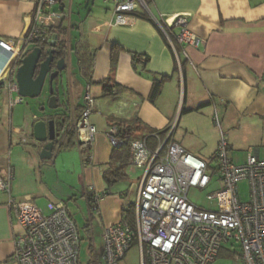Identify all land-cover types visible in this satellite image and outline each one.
Returning <instances> with one entry per match:
<instances>
[{
	"label": "crops",
	"instance_id": "1",
	"mask_svg": "<svg viewBox=\"0 0 264 264\" xmlns=\"http://www.w3.org/2000/svg\"><path fill=\"white\" fill-rule=\"evenodd\" d=\"M36 2L0 0V40L13 42L16 49L12 53L0 47V177L5 180L9 170L13 171L14 199L32 200L43 210L49 203L64 202L69 208V201H81L88 210L85 228L91 251L101 256L103 250L97 249L96 241L103 244L106 228L125 219L124 211L137 200L142 177L135 183L133 175L140 170L129 165L126 180L116 186L109 187L104 179L106 172L119 167V163L111 164L114 146L108 137L117 122L139 119L145 128L136 138L154 136L158 147L172 130L173 141L193 155L210 159L219 142L213 120L216 112L229 137L231 160L244 164L252 152L262 158L264 0H155L151 10L165 25L177 17H187L188 29L200 41L196 48L176 42L172 47L158 24L146 18L129 17L126 25L111 26L114 14L110 3L105 7L98 0H68L69 67L56 82L59 109L44 117L34 112L15 114L20 104L11 108L10 103L21 96L6 86V80L16 81L25 53L20 58L17 51L24 48ZM174 32L179 34L181 28ZM115 48L119 52L112 67ZM86 52L93 62L82 74L78 56ZM137 56L148 58V62H135ZM162 76L172 78L152 103L153 81ZM108 80L126 92L103 98L102 84ZM86 95L95 101L89 122L97 129L87 149L82 150L75 138V144L56 152L53 160H41V147L24 143L22 134L14 131L21 129L34 139L33 123L50 116L61 120L67 115V124H76L86 108ZM184 109L189 112L183 114ZM163 131H167L163 138L156 137L155 133ZM96 195L101 200L94 210ZM8 200L9 194L0 192V264H17L15 239L23 230Z\"/></svg>",
	"mask_w": 264,
	"mask_h": 264
},
{
	"label": "built area",
	"instance_id": "2",
	"mask_svg": "<svg viewBox=\"0 0 264 264\" xmlns=\"http://www.w3.org/2000/svg\"><path fill=\"white\" fill-rule=\"evenodd\" d=\"M155 0H104L112 4L114 18L111 26H124L134 14L146 15L155 21L169 43L198 47L199 39L188 29L187 17H177L165 25L151 10ZM71 2L68 0H37L30 30L23 41V50L39 40L47 41L42 50L48 56L57 44L54 35H47L49 28L61 23L70 24ZM47 28V29H46ZM175 28H181L176 34ZM0 47L16 53L13 42L0 40ZM186 59L189 57L183 51ZM143 62L145 58L141 59ZM6 86L18 91L15 80H6ZM19 97L10 107L21 104ZM86 108L76 121L77 142L82 150L94 140L97 129L89 122L95 101L85 96ZM214 123L219 130L217 151L203 160L189 153L173 141L172 130L167 141L152 150L144 140L131 143L130 165L141 170L142 177L135 202V222L124 219L106 228L103 233V253L94 256L88 264H122L128 252L137 245L140 264H214L223 254L232 256L235 264H264V159L250 153L244 164H234L229 155V137L222 129L215 112ZM24 143H36L26 137ZM118 129L112 127L108 137L112 146L119 145ZM13 171L5 180L0 177V192L9 194L8 205L23 233L15 239L14 260L17 264H82L81 238L77 224L64 202L49 203L46 210L34 201H17L11 195ZM223 187L209 196L217 202V210L206 209L189 199L191 189H206L214 181ZM249 183V200L242 202L238 185ZM101 200L94 197V210ZM230 244L239 246L232 251ZM233 247V245H232Z\"/></svg>",
	"mask_w": 264,
	"mask_h": 264
},
{
	"label": "trees",
	"instance_id": "3",
	"mask_svg": "<svg viewBox=\"0 0 264 264\" xmlns=\"http://www.w3.org/2000/svg\"><path fill=\"white\" fill-rule=\"evenodd\" d=\"M136 18H146L151 20L148 16L146 15H140V14H134L133 15ZM66 23H61L58 28H49L46 30L47 35H54L57 38V44L55 47H53L56 51L60 52L59 57L66 56V52L68 50L67 48V35H68V28L69 26H65ZM47 46V41L44 40H39L33 48H40V49H45ZM33 48L29 49L26 51L24 49V54H27L30 52ZM119 50L117 48L114 49L113 54H112V67L116 66L117 63V55H118ZM47 56H43V58H46ZM142 57L137 56L135 58V62L142 61ZM78 62H79V67H81V73L87 72L89 67H92V62L93 58L90 53L86 52L82 54L81 56H78ZM145 63L148 62V58L145 59ZM20 66V63H19ZM172 77L169 76H162L160 78H155L153 81V87L152 91L150 94V101L152 103H155L157 99L161 96L162 90L164 85L171 80ZM102 90H103V98H116L123 93L126 92V89L123 88L122 86L118 85L117 83H113L111 80L105 81L102 84ZM202 107H200L198 110H200ZM85 110V109H84ZM189 111L188 110H183V114H187ZM67 115H63L61 119L65 118L67 120ZM80 118V117H79ZM78 119L75 120V122ZM67 124V122H66ZM114 127H117L118 129V135L117 139L119 141V145L114 147L112 156H111V164L114 165L116 163H119V167H115L113 169H110V171L106 172L105 174V181L108 184L109 187L116 186L117 184L121 183L122 181L126 180L127 175H126V170L128 169L130 165V152H131V143L133 140H136L141 132L142 129H144V125L139 119H134L132 121H119L117 122ZM153 133L152 131L150 134ZM167 131L163 132H158L155 133L156 137L163 138ZM66 141L64 143V146H67L68 144L74 145L75 144V138L76 137V129H75V123H70L67 124V129H66ZM139 139V138H138ZM145 139V140H144ZM140 140H144L148 146L152 149L155 150L158 147L157 142L155 141L156 138L153 136H150L148 138H141ZM67 143V144H66ZM124 216L125 219L128 220L131 224H134L135 222V205L131 204L128 209L124 211Z\"/></svg>",
	"mask_w": 264,
	"mask_h": 264
},
{
	"label": "water",
	"instance_id": "4",
	"mask_svg": "<svg viewBox=\"0 0 264 264\" xmlns=\"http://www.w3.org/2000/svg\"><path fill=\"white\" fill-rule=\"evenodd\" d=\"M59 55L60 52L54 49L46 58H43L42 49L38 47L24 54L16 74L18 92L22 98H39L48 84L50 95L48 107L51 111L59 109L56 82L62 79L69 67L67 55L65 57H59ZM32 129L35 145L41 147L40 159L53 160L54 154L63 148L66 141V119L57 120L53 116L41 118L33 123Z\"/></svg>",
	"mask_w": 264,
	"mask_h": 264
},
{
	"label": "rangeland",
	"instance_id": "5",
	"mask_svg": "<svg viewBox=\"0 0 264 264\" xmlns=\"http://www.w3.org/2000/svg\"><path fill=\"white\" fill-rule=\"evenodd\" d=\"M98 2L105 7H108L109 5L107 3H104L103 0H98ZM49 86L46 84L44 91L42 95L37 99H24L23 103L18 105L16 109L14 110V113L18 115L19 112H25L28 114H32V112L36 113L39 116H46V114H51V111L48 107L49 103ZM44 109V111H42ZM32 116V115H31ZM262 155L261 157L264 158V148L262 149ZM198 158H201L203 160L209 161V159H205L204 157L195 154ZM230 155V152H229ZM234 164H242L243 161L241 160H234L232 159ZM142 171H138L136 175H133L135 183L139 181L138 178L142 176ZM223 187V184L221 181H214L208 188L202 190V189H191L189 191V199L206 209H212L217 210V202L209 200V196L217 193L219 190H221ZM239 189V196L242 202H247L249 200V183L248 181H242L238 185ZM133 195H130V198H132ZM69 213L74 218L77 227L79 229L80 236L82 238L81 241V254H80V260L82 264H88V262L92 259L94 256L93 251H91L90 247V241L88 240V236L86 233V225L88 224V210L86 209V206L80 201V202H72L69 201ZM95 221V220H94ZM97 234V232H95ZM233 245V247H232ZM96 247L97 249L103 250V244L101 243V240L96 241ZM232 251L240 252L239 246L235 244H230L229 247ZM140 250L137 245L133 246L132 249L128 252L127 256L123 260L122 264H140ZM214 264H235L233 261L232 256L223 254L220 256Z\"/></svg>",
	"mask_w": 264,
	"mask_h": 264
},
{
	"label": "flooded vegetation",
	"instance_id": "6",
	"mask_svg": "<svg viewBox=\"0 0 264 264\" xmlns=\"http://www.w3.org/2000/svg\"><path fill=\"white\" fill-rule=\"evenodd\" d=\"M66 55H67V53H66ZM62 57H65V56H62ZM60 59V58H59ZM67 59V58H66ZM67 66H69V64H68V61H67Z\"/></svg>",
	"mask_w": 264,
	"mask_h": 264
}]
</instances>
